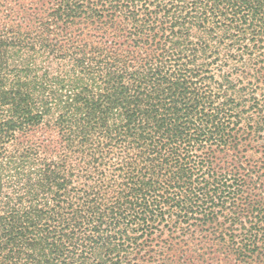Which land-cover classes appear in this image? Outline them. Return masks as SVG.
Returning <instances> with one entry per match:
<instances>
[{"label": "trees", "instance_id": "trees-1", "mask_svg": "<svg viewBox=\"0 0 264 264\" xmlns=\"http://www.w3.org/2000/svg\"><path fill=\"white\" fill-rule=\"evenodd\" d=\"M262 131L264 0H0V264H264Z\"/></svg>", "mask_w": 264, "mask_h": 264}, {"label": "rangeland", "instance_id": "rangeland-1", "mask_svg": "<svg viewBox=\"0 0 264 264\" xmlns=\"http://www.w3.org/2000/svg\"><path fill=\"white\" fill-rule=\"evenodd\" d=\"M226 70H229V69H226ZM215 74L217 76L216 72H215ZM262 136L264 138V131H262L261 133L258 134V137L262 138ZM260 142H261L262 145H264V139H260Z\"/></svg>", "mask_w": 264, "mask_h": 264}]
</instances>
